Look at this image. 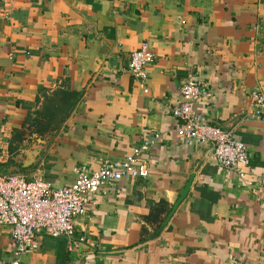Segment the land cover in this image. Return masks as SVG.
Wrapping results in <instances>:
<instances>
[{"label":"crops","instance_id":"crops-1","mask_svg":"<svg viewBox=\"0 0 264 264\" xmlns=\"http://www.w3.org/2000/svg\"><path fill=\"white\" fill-rule=\"evenodd\" d=\"M142 43L153 53L143 82L127 71ZM190 79L207 93L195 112L246 146V166L224 170L210 144L177 135L171 110ZM255 91L264 0H0V176L62 188L159 135L142 155L146 179L90 196L72 240L39 232L20 264H264ZM157 207L161 223L147 222ZM12 250L0 226V262Z\"/></svg>","mask_w":264,"mask_h":264},{"label":"built area","instance_id":"built-area-1","mask_svg":"<svg viewBox=\"0 0 264 264\" xmlns=\"http://www.w3.org/2000/svg\"><path fill=\"white\" fill-rule=\"evenodd\" d=\"M153 59L147 43L130 54L127 71L136 81L147 79L146 68ZM147 94V88L143 91ZM207 96L204 85L190 79L179 90V103L171 114L177 120L176 133L185 142L208 143L217 165L235 171L248 164L246 146L232 138L230 133L211 127L194 110L195 103ZM255 107L249 116H264V93L250 95ZM159 139L154 134L131 149L121 160L105 161L92 173L81 169L75 181L62 188H53L39 176L27 180L19 175L0 176V226L9 230L13 242V259L0 264H20L22 256L38 249L37 235L43 232L52 238L72 240L74 220L85 214V204L90 196L111 183L127 178L146 179L148 168L142 155Z\"/></svg>","mask_w":264,"mask_h":264},{"label":"trees","instance_id":"trees-1","mask_svg":"<svg viewBox=\"0 0 264 264\" xmlns=\"http://www.w3.org/2000/svg\"><path fill=\"white\" fill-rule=\"evenodd\" d=\"M161 209L159 208V207H157L154 211H153V213H151V215L146 219V221L147 222H151V221H153V222H156V223H161V218H160V214H161ZM159 224H158V226H157V228H156V230H158L159 229ZM142 234H144V230H142Z\"/></svg>","mask_w":264,"mask_h":264},{"label":"water","instance_id":"water-1","mask_svg":"<svg viewBox=\"0 0 264 264\" xmlns=\"http://www.w3.org/2000/svg\"><path fill=\"white\" fill-rule=\"evenodd\" d=\"M189 186H190V182H189V183L185 186V188L181 191V193H180V197H179V199L177 200V203H176V205L174 206V209L176 208L177 204H179V203L184 199V197L186 196L187 191H188V189H189Z\"/></svg>","mask_w":264,"mask_h":264}]
</instances>
